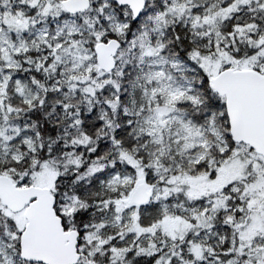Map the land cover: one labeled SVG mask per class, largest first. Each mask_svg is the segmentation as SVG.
<instances>
[{
    "label": "snow or ice",
    "instance_id": "1",
    "mask_svg": "<svg viewBox=\"0 0 264 264\" xmlns=\"http://www.w3.org/2000/svg\"><path fill=\"white\" fill-rule=\"evenodd\" d=\"M0 264H264V0H0Z\"/></svg>",
    "mask_w": 264,
    "mask_h": 264
}]
</instances>
